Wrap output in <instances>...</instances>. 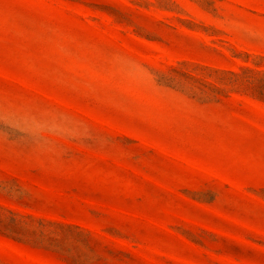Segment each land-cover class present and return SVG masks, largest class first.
<instances>
[{
	"label": "rangeland",
	"instance_id": "1",
	"mask_svg": "<svg viewBox=\"0 0 264 264\" xmlns=\"http://www.w3.org/2000/svg\"><path fill=\"white\" fill-rule=\"evenodd\" d=\"M0 264H264V0H0Z\"/></svg>",
	"mask_w": 264,
	"mask_h": 264
}]
</instances>
